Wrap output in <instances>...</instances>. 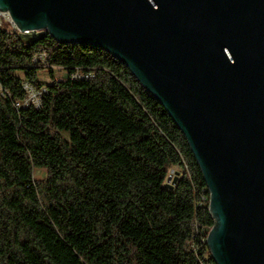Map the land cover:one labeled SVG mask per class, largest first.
I'll use <instances>...</instances> for the list:
<instances>
[{
	"label": "trees",
	"instance_id": "obj_1",
	"mask_svg": "<svg viewBox=\"0 0 264 264\" xmlns=\"http://www.w3.org/2000/svg\"><path fill=\"white\" fill-rule=\"evenodd\" d=\"M25 82L38 105H22ZM206 188L184 134L124 62L1 23L0 264H216Z\"/></svg>",
	"mask_w": 264,
	"mask_h": 264
},
{
	"label": "water",
	"instance_id": "obj_2",
	"mask_svg": "<svg viewBox=\"0 0 264 264\" xmlns=\"http://www.w3.org/2000/svg\"><path fill=\"white\" fill-rule=\"evenodd\" d=\"M0 11L34 38L124 62L197 160L216 264H264V0H0Z\"/></svg>",
	"mask_w": 264,
	"mask_h": 264
},
{
	"label": "built area",
	"instance_id": "obj_3",
	"mask_svg": "<svg viewBox=\"0 0 264 264\" xmlns=\"http://www.w3.org/2000/svg\"><path fill=\"white\" fill-rule=\"evenodd\" d=\"M3 21L7 22L11 28H14V29H16L17 31H19V30L17 29V27L15 26V24L13 23V21L11 20L10 16L8 15V13L3 12V11H0V25H1V23H2ZM19 32H20V31H19ZM20 33H22V34H30V32H27V33L20 32ZM39 56H40V58L44 57V56H45V52H41ZM75 76H77L76 73H73V74L71 75V77H75ZM24 88H25V89L27 90V92H28V97L23 101L22 105H23V106H24V105H27L29 102H32V103L38 105V104H39L38 95H39L40 92L37 91L36 89H34V88H33L30 84H28L27 82L24 83ZM31 90L34 91V93H33L32 96H31ZM42 90H44V88H43ZM33 97H35L36 99L34 100ZM19 105H20L19 103H15V106H16V107H18ZM171 173H173V170H171ZM206 190H207V192H208V189H207V188H206ZM205 198H206V197H205ZM207 198H208V201H209V192H208V197H207ZM206 241H207V239H206Z\"/></svg>",
	"mask_w": 264,
	"mask_h": 264
},
{
	"label": "rangeland",
	"instance_id": "obj_4",
	"mask_svg": "<svg viewBox=\"0 0 264 264\" xmlns=\"http://www.w3.org/2000/svg\"><path fill=\"white\" fill-rule=\"evenodd\" d=\"M32 34V33H30ZM34 35V34H32ZM54 74L57 78L61 79L64 78V76L66 75V70H64L63 68H54ZM38 77L40 78V80H44L47 81L49 79V69L45 68V69H39L38 70ZM34 91L31 90V96L33 95ZM33 99L35 100L36 98L33 97ZM177 171H175L174 175H177ZM45 176V171L41 168H35L33 170V178L34 179H40L42 177ZM168 182V181H167Z\"/></svg>",
	"mask_w": 264,
	"mask_h": 264
}]
</instances>
